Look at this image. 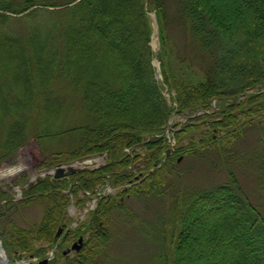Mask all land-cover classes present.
Instances as JSON below:
<instances>
[{
    "label": "trees",
    "instance_id": "16d2710c",
    "mask_svg": "<svg viewBox=\"0 0 264 264\" xmlns=\"http://www.w3.org/2000/svg\"><path fill=\"white\" fill-rule=\"evenodd\" d=\"M178 4L184 31L202 59L198 67L204 79L196 84L179 82L164 62L170 55L163 32L164 0H0V165L31 144L45 154L56 143L65 145L68 151L47 158L64 155L58 164L107 155L98 168L29 184L16 202L0 189V220L18 206L45 203L38 224L25 228L10 219L1 228L7 252L24 259L45 256L68 221L70 196L84 203L107 180L120 189L99 200L86 227L108 245L113 219L131 218L127 202L162 200L168 182L181 179L183 158H199L218 148V142L232 144L255 121L264 127V90L246 93L256 85L264 87V0ZM149 11L155 13L161 39V81L152 66ZM21 14L27 20L37 14L48 17L31 21L26 32L4 26ZM181 62L195 64L185 58ZM225 98L230 101L214 111L212 102ZM199 111L205 113L181 128L175 124L167 141L164 132L173 115L184 118ZM26 182L23 177L14 185ZM257 187L261 205L235 179L177 197L168 242L159 239L167 247L168 264H264V150ZM63 257L62 264L91 261L83 251L71 262Z\"/></svg>",
    "mask_w": 264,
    "mask_h": 264
},
{
    "label": "rangeland",
    "instance_id": "374dc122",
    "mask_svg": "<svg viewBox=\"0 0 264 264\" xmlns=\"http://www.w3.org/2000/svg\"><path fill=\"white\" fill-rule=\"evenodd\" d=\"M179 0H164L166 7V21L164 35L166 36V48L170 53L169 58L164 62H169V66L172 73L179 82L199 83L203 81L204 75L201 69L198 67V63L201 56L198 54L197 47L194 45L191 37L184 31L185 23L181 21V12L179 9ZM154 11H149L148 16L152 26V36L150 46L154 52V59L152 61L153 66H157L156 73H160L161 55L160 50V34L158 32V22L154 15ZM48 17V16H47ZM46 17V18H47ZM7 21L9 30H16L19 32H26L30 27V22L36 23L42 19H46L44 15L37 14L35 19H26L24 14L16 17H11ZM193 60V63H182V59ZM188 61V60H187ZM197 64V65H196ZM189 65V66H188ZM161 81V80H159ZM257 90H264V87L256 86L252 90H248L246 93H255ZM163 95L166 98L167 103H170V94L165 88ZM238 99L242 98L237 96ZM227 98L223 101H216L214 105V111L219 110L222 102H228ZM184 118L179 115H173L170 120L169 128L179 122H182ZM257 123V121H255ZM252 124L249 128L244 129V133L241 138H238L232 144H222L218 142L219 147L216 149H210L203 151L202 156L181 158L178 169L181 171L180 184L169 183L167 193L162 200H151L147 205H143L137 200L128 201L130 204L131 218L123 219L117 217L113 219V223L109 226L111 231V240L108 245H105L97 236H92L89 233L86 223L91 212L98 208V202L103 197H108L116 194L120 187L116 186L113 182L107 180L105 185L98 188L94 195H90V198L84 203H80L77 199H73L70 196V202L67 207L68 221L65 225L59 228L63 229V236L61 238H69V242H64V239L57 242L58 247L52 252L50 256L51 261L48 264H62L63 259L61 257L62 247H69L79 236L83 237L84 246L83 253L86 256L90 255L91 261L89 264H168L169 254L165 252L167 247H164L159 239L162 236L168 242L169 234L171 233V227L168 222L172 220L171 214L175 212L174 208L176 198H181L184 195H190L198 191L207 190L213 186H217L223 183H228L231 180H236L242 191L249 197V199L261 205L262 201L259 197V191L257 187L258 183V167L264 150V127L259 123ZM167 138L170 136L167 135ZM170 140V139H169ZM168 141V140H167ZM174 143V141H172ZM184 146L188 144V140L185 138L182 140ZM167 153L170 155L173 150ZM68 151L65 145L55 144L49 154H45L37 145L31 144L25 148H20L13 158L0 165V170L6 167L13 166L16 162H24L29 168V171L24 172L22 175L13 178L10 181H3L0 183V189L8 192L14 199V201L21 200L23 189L27 188V184L19 187L14 183L23 177H26L28 182L31 179L34 182L36 179L41 178L40 172L45 168H42V163L57 165L58 160L65 159V156H54V160H47L50 155L55 152ZM165 154V157L167 156ZM90 163L88 168L95 169L106 162V155L96 156L89 158ZM64 163H62L63 165ZM46 166V165H44ZM41 167L40 169H37ZM62 167V166H61ZM81 168V167H80ZM137 167H133V170ZM52 172V167L49 169ZM37 176L35 177L34 175ZM175 186H174V184ZM140 203V204H139ZM4 202L0 203L2 207ZM45 203L34 202L28 206H18L15 212L11 215H7L5 219L0 220V231L3 229L10 219H13L18 225L25 228H30L35 224H38L42 218ZM1 209V208H0ZM83 232V233H82ZM67 235V236H66ZM68 245V246H67ZM60 248V249H58ZM75 253V252H74ZM71 253L68 257V262L77 258L78 254ZM50 251L46 253L48 258ZM9 263L8 264H39L38 262L46 257H33L32 259L20 258L13 250L8 252ZM167 256V258H166ZM64 258V257H63ZM65 259V258H64ZM39 260V261H38ZM203 264H209L208 260H205Z\"/></svg>",
    "mask_w": 264,
    "mask_h": 264
},
{
    "label": "bare ground",
    "instance_id": "6f19581e",
    "mask_svg": "<svg viewBox=\"0 0 264 264\" xmlns=\"http://www.w3.org/2000/svg\"><path fill=\"white\" fill-rule=\"evenodd\" d=\"M29 171V168L24 164V162H16L13 166L11 167H6L5 169L0 170V183L3 181H10L13 178H16L20 175H22L24 172ZM0 264H3L2 262L4 261V254L0 252Z\"/></svg>",
    "mask_w": 264,
    "mask_h": 264
},
{
    "label": "water",
    "instance_id": "95a60500",
    "mask_svg": "<svg viewBox=\"0 0 264 264\" xmlns=\"http://www.w3.org/2000/svg\"><path fill=\"white\" fill-rule=\"evenodd\" d=\"M77 170L74 168H68L67 170H63V169H56L55 174H54V178H62V177H68L69 175H72L76 172ZM61 233V229H59V231L57 232V236ZM82 239H79L78 243H75L72 246V249H80V245H81ZM79 244V245H78ZM0 252H2L4 254V261L2 262L3 264H7L8 263V256L6 254V252L4 251L2 244H1V240H0ZM1 259V256H0ZM1 263V262H0ZM42 264H47V260H44L42 262Z\"/></svg>",
    "mask_w": 264,
    "mask_h": 264
},
{
    "label": "flooded vegetation",
    "instance_id": "af4514ba",
    "mask_svg": "<svg viewBox=\"0 0 264 264\" xmlns=\"http://www.w3.org/2000/svg\"><path fill=\"white\" fill-rule=\"evenodd\" d=\"M69 254H70V253H68V251H63V252H62V255L65 256V257L68 256Z\"/></svg>",
    "mask_w": 264,
    "mask_h": 264
}]
</instances>
